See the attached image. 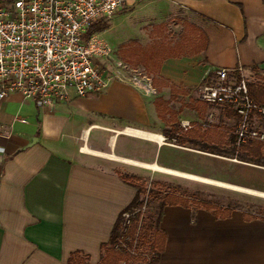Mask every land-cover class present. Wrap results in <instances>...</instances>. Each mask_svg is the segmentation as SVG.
<instances>
[{
    "label": "crops",
    "instance_id": "obj_1",
    "mask_svg": "<svg viewBox=\"0 0 264 264\" xmlns=\"http://www.w3.org/2000/svg\"><path fill=\"white\" fill-rule=\"evenodd\" d=\"M164 1L183 18L178 39L172 42L168 30L140 49L133 41V61L160 42L178 44L181 51L162 58L151 73L159 89L152 99L112 80L101 93L72 92L68 102L52 108H39L18 92L0 100V264H67L75 251L88 255L90 264L99 263L102 245L137 197L128 179L140 177L139 168L198 176L157 159L164 147L193 150L170 140L177 137L174 126L188 130L208 118L197 88L215 82L220 68L230 70L231 80L237 69L264 76V0ZM141 5L143 0H129L126 8L134 14ZM202 38L204 46L198 48ZM159 97L171 100L174 121L159 116ZM180 97L189 99L186 115L172 105ZM204 103L221 108L222 125L235 130L237 121L226 108ZM133 130L162 140L133 135ZM211 203L226 214L195 201L165 206L160 224L165 246L155 264H264V216L250 219L251 212L238 206Z\"/></svg>",
    "mask_w": 264,
    "mask_h": 264
},
{
    "label": "built area",
    "instance_id": "obj_2",
    "mask_svg": "<svg viewBox=\"0 0 264 264\" xmlns=\"http://www.w3.org/2000/svg\"><path fill=\"white\" fill-rule=\"evenodd\" d=\"M129 0H0V100L18 92L39 108L66 103L72 92L78 96L101 93L116 77L145 95L155 96L153 76L143 66L130 68L125 76L123 61L99 32L86 37L90 26L126 8ZM117 57V58H116ZM115 68L111 70V65ZM231 80L227 68L217 79L197 88L201 101L230 107L239 116L237 144L264 141V104L256 102L242 69ZM189 121L184 122L189 127ZM143 207V208H142ZM122 213V239L135 214L146 205ZM125 216V217H124ZM118 246V245H117ZM133 252V250H132Z\"/></svg>",
    "mask_w": 264,
    "mask_h": 264
},
{
    "label": "rangeland",
    "instance_id": "obj_3",
    "mask_svg": "<svg viewBox=\"0 0 264 264\" xmlns=\"http://www.w3.org/2000/svg\"><path fill=\"white\" fill-rule=\"evenodd\" d=\"M141 6L139 12L134 14L133 11H120L104 20L98 27L100 34L114 47L115 55L123 61L124 64L120 69L125 76L130 74V68L133 69V41L135 42L134 47L138 45L140 49L147 44H151L154 38L164 37V34L167 35L165 32L171 30L169 38L173 42L178 39L182 29L180 22L183 18L178 16L173 7L164 0H143ZM159 23H162V26ZM153 26L154 30L152 31ZM109 65L112 66L111 70L114 73L115 68L112 64ZM244 76L250 83L264 82V76L261 74L245 72ZM123 79L125 78L119 79L116 77L114 80L133 86ZM143 95L148 99L153 98V96ZM195 98L197 97L195 96ZM148 101L151 102V100ZM188 102L187 97H180L172 105L178 109L180 108V112L186 115L188 113L187 109H189ZM208 110L210 113L207 119L202 120V126L222 125L225 122L221 117L223 113L221 108L208 105L205 111ZM184 118L188 117L184 116ZM160 125L163 127L161 123ZM260 128L264 131V122H261ZM173 131L172 134L183 136L182 140H186L183 143L186 148L193 150L189 152V150L182 151L164 147L162 150H158L157 153V159L160 162L179 167L182 170H191L200 177L228 183L249 191L173 174H155L150 168H139L140 170L136 175L140 176L139 183H142L144 187V192L140 195V201L143 203L142 206L146 205L145 210H148V213L158 202L155 199L156 194L160 195L169 190H175L200 200L238 206L245 211L264 216V196L261 195L264 192V166L240 159L237 151L231 150L228 152L231 149L229 146L222 151L211 145L193 141L192 137L182 133L181 130H177L176 126H174ZM170 141L177 144L181 142V138ZM231 147H234V145ZM147 152L154 153V150L148 149ZM139 153L143 156L142 152L139 151ZM138 252L139 257L143 258L141 263L148 264L147 259H149L150 254L147 248L140 249Z\"/></svg>",
    "mask_w": 264,
    "mask_h": 264
},
{
    "label": "trees",
    "instance_id": "obj_4",
    "mask_svg": "<svg viewBox=\"0 0 264 264\" xmlns=\"http://www.w3.org/2000/svg\"><path fill=\"white\" fill-rule=\"evenodd\" d=\"M133 9V8H132ZM125 8L122 11L132 10ZM106 19H102L93 23L86 37L90 36L94 32H99L98 27L104 22ZM186 39V38H184ZM187 41V40H186ZM205 41L202 38V42L197 45L198 48L204 46ZM190 44V43H189ZM181 51L179 49V45H170V46H162L161 42L158 43L152 53L150 54H142L138 55L137 60L133 61V67H138L142 65L147 69V71L152 74L158 71L160 60L162 58L167 57H175L179 56ZM236 75V79H240L239 73H234ZM153 84L158 89L156 76L153 75ZM249 89L252 98L261 104H264V82L263 83H250ZM171 100H164L161 97L156 99V107L159 113V116L166 120H175L176 112L169 107V103ZM203 105L204 110L207 108V104L200 101ZM227 109L228 114L232 115L236 121H238L239 116L230 107H224ZM169 116V117H167ZM236 128V127H235ZM177 130H180L177 128ZM182 133L187 134L194 138L193 141H198L201 144H208L214 148L219 150L225 149L229 146L228 152L231 150L237 151L240 159L264 166V141L260 140H252L248 143L237 144V136L233 126L227 125H210V126H202L201 124L195 123L194 126L188 130H181ZM176 139L181 138L182 144L186 142V140H182L181 134H175ZM234 145V147H231ZM239 146V148H238ZM132 182L138 189L137 197L131 203V205L125 210L130 211L134 210L138 207H142V201H140V195L144 192V187L142 183H139L141 180L140 177H133V179H128ZM136 180V181H135ZM138 181V182H137ZM155 199L158 200L155 207L149 211L145 210L144 212L140 211L135 214L131 220V224L129 225L125 234H123L122 239H127L126 244L128 243L129 247L121 246V223L123 221L122 215L119 221L117 222L113 234L110 240L107 243L102 245V258L101 261L97 264H121L123 262H129L133 258H137L140 256L138 250L147 248L150 256V264H155L162 253L165 246L166 234L161 229L160 224L164 213V208L167 205H189L191 201H195V203L203 205L208 209H215L217 214H226L225 210H221V208L211 202L191 199V197L174 191H167L160 195H155ZM148 213V214H147ZM247 216L251 219L256 217L253 213L247 214ZM118 245V246H117ZM147 245V246H146ZM133 250V252H132ZM146 253V252H145ZM67 264H90L88 261V255L84 254L80 251H75L71 253Z\"/></svg>",
    "mask_w": 264,
    "mask_h": 264
},
{
    "label": "bare ground",
    "instance_id": "obj_5",
    "mask_svg": "<svg viewBox=\"0 0 264 264\" xmlns=\"http://www.w3.org/2000/svg\"><path fill=\"white\" fill-rule=\"evenodd\" d=\"M133 135H139V136H144V137H153L152 139H154V140L158 139L159 141L162 140V139L158 138V136H156V135H153V134L151 135V134H147V133H144V132H139V131H136V130H133ZM133 164L140 165V163H137L135 161H133ZM147 166L148 167H152V168H156L157 167V166H154V165H147ZM170 172L171 173H174V172H172V170ZM175 173H177L179 175H183V176L188 177V178H191V179L200 180L202 182L204 181V182H209V183H216V184L221 185V186H226V187H231V188H238V189H242V190L249 191L248 189L239 188L238 186H235V185H231V184L224 183V182H220V181H214L212 179H207V178L200 177V176H194V175H189V174H182V173H179V172H175Z\"/></svg>",
    "mask_w": 264,
    "mask_h": 264
}]
</instances>
